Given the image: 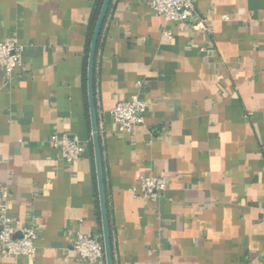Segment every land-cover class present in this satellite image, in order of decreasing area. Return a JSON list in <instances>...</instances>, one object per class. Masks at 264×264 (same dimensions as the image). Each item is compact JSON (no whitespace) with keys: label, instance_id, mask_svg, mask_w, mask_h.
<instances>
[{"label":"crops","instance_id":"crops-1","mask_svg":"<svg viewBox=\"0 0 264 264\" xmlns=\"http://www.w3.org/2000/svg\"><path fill=\"white\" fill-rule=\"evenodd\" d=\"M95 3L0 0V41L24 45L10 82L0 70V192L37 233L20 264H91L75 234L102 236L84 71ZM194 4L185 23L109 4L93 93L113 264H264V0ZM134 94L144 123L121 134L111 109ZM54 133L78 137V160ZM140 176L165 178L158 200L131 190Z\"/></svg>","mask_w":264,"mask_h":264},{"label":"built area","instance_id":"built-area-1","mask_svg":"<svg viewBox=\"0 0 264 264\" xmlns=\"http://www.w3.org/2000/svg\"><path fill=\"white\" fill-rule=\"evenodd\" d=\"M148 8L164 21L185 23L197 15L194 0H143ZM227 20V15H222ZM164 34H170L165 31ZM24 45L15 36L0 41V70L7 82L13 78V72L21 66ZM148 102L134 94L130 98L118 101L111 109V116L118 132L129 134L134 127L144 123ZM51 146L68 165L80 158L84 146L78 137L71 134H51ZM166 189V180L162 176H140L137 187L131 190L139 195L156 201ZM10 198L7 189L0 192V253L10 258L11 264H20V258L33 257L36 253L37 233L33 223L21 225L10 211ZM75 256L83 262L96 264L105 262V252L101 235L77 232L72 244Z\"/></svg>","mask_w":264,"mask_h":264},{"label":"water","instance_id":"water-1","mask_svg":"<svg viewBox=\"0 0 264 264\" xmlns=\"http://www.w3.org/2000/svg\"><path fill=\"white\" fill-rule=\"evenodd\" d=\"M111 0H103L94 29L91 36L88 58H87V72H86V81H87V98H88V107H89V118L91 126V139L92 147L95 159V168H96V178H97V188H98V197H99V207H100V217H101V227H102V242L105 252V263L113 264L112 260V248L108 227V220L106 214V203L104 196L103 188V179L101 172V163H100V150H99V140L97 132V123L94 107V93H93V68H94V58L96 52V46L98 42V37L105 19V15L110 4Z\"/></svg>","mask_w":264,"mask_h":264},{"label":"trees","instance_id":"trees-1","mask_svg":"<svg viewBox=\"0 0 264 264\" xmlns=\"http://www.w3.org/2000/svg\"><path fill=\"white\" fill-rule=\"evenodd\" d=\"M102 2H103V0H96L94 12H93L91 23H90V28H89V33H88V38H87V43H86L85 70H84L85 71V75H86L87 58H88V51H89L91 36H92V33H93V29H94V26H95V23H96V20H97V17H98ZM108 8H109V6H108ZM107 12H108V9H107ZM107 12H106V15H107ZM106 15H105V18H106ZM104 21H105V19H104ZM103 24H104V22H103ZM102 27H103V25H102ZM101 30H102V28H101ZM100 34H101V31H100ZM100 34H99V37H98L96 51H97V48H98V45H99ZM95 54H96V52H95ZM94 60H95V58H94ZM106 209H107V207H106ZM110 241H111V238H110ZM112 258H113V252H112Z\"/></svg>","mask_w":264,"mask_h":264}]
</instances>
